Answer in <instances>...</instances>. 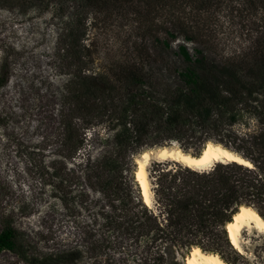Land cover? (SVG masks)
Here are the masks:
<instances>
[{
	"label": "trees",
	"instance_id": "1",
	"mask_svg": "<svg viewBox=\"0 0 264 264\" xmlns=\"http://www.w3.org/2000/svg\"><path fill=\"white\" fill-rule=\"evenodd\" d=\"M130 1L78 0L53 45L67 77L57 109L54 164H62L61 151L71 158L82 149L86 135L79 130L93 121L119 127L114 155L92 162L87 156L85 164L88 180L94 178L104 198V233L83 246L42 253L26 243V234L4 226L0 251L25 264H180L192 247L228 262L219 254H237L225 230L232 215L247 206L264 220V0H150L147 4L157 7L143 18L152 49L145 45L137 59L113 71L92 72L83 17L105 3ZM220 11L228 20L232 14L239 18L244 24L239 34L252 45L224 52L211 26ZM148 60L160 71L153 73ZM243 119H253L259 133L235 134L232 127ZM182 138L235 146L252 167L218 163L204 172L182 166L162 171L152 203L145 205L119 173L124 153L133 144L160 146Z\"/></svg>",
	"mask_w": 264,
	"mask_h": 264
},
{
	"label": "rangeland",
	"instance_id": "2",
	"mask_svg": "<svg viewBox=\"0 0 264 264\" xmlns=\"http://www.w3.org/2000/svg\"><path fill=\"white\" fill-rule=\"evenodd\" d=\"M148 1L132 0L126 5L108 2L100 11L92 9L85 14L84 44L92 52V72L113 71L137 59V51L145 45L152 49V38L144 33L143 15L157 6H149ZM77 4L78 0H0V80L4 79L0 85V231L9 225L26 234V243L42 253L83 246L102 236L100 211L104 198L93 185L94 178L88 180L85 164L88 157L92 162L104 154L114 155L117 148L114 137L119 127L113 129L105 121H93L90 127L79 130L81 136L86 135L82 149L71 158L61 151L62 164H54L59 158L57 109L67 77L63 63L54 57L53 45ZM224 12H217L211 22L214 38L224 52L252 45L251 38L243 41L239 34L244 25L239 18L232 14L228 20ZM150 54L155 56L153 51ZM149 66L153 73L159 70V65ZM232 131L244 137L258 134L259 127L253 119H243ZM203 144L194 138L160 146L133 144L124 153L119 173L130 180L139 197L134 160L142 151L174 145L199 154ZM227 147L242 152L235 146ZM177 168L182 169L172 162H151L146 168L150 191L158 174ZM241 232L243 254L222 250L219 255L230 264H264V234ZM183 253L180 264L189 254ZM0 264L25 263L2 250Z\"/></svg>",
	"mask_w": 264,
	"mask_h": 264
},
{
	"label": "bare ground",
	"instance_id": "3",
	"mask_svg": "<svg viewBox=\"0 0 264 264\" xmlns=\"http://www.w3.org/2000/svg\"><path fill=\"white\" fill-rule=\"evenodd\" d=\"M136 169L134 172L135 183L138 186L143 203L150 207L151 192L147 166L151 162H172L184 168L204 172L218 163H237L245 167H252L250 162L240 154L215 144L207 142L199 154L180 149L177 146H161L156 149L144 150L135 158ZM227 238L232 248L239 254H243L240 245V234L242 230L253 231L264 234V220L255 209L240 206L237 213L232 215L231 221L225 225ZM241 232V233H240ZM184 264H229L215 253L203 252L198 247H192L184 259Z\"/></svg>",
	"mask_w": 264,
	"mask_h": 264
}]
</instances>
